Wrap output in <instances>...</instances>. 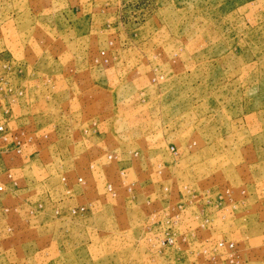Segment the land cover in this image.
I'll return each mask as SVG.
<instances>
[{
    "label": "rangeland",
    "instance_id": "obj_1",
    "mask_svg": "<svg viewBox=\"0 0 264 264\" xmlns=\"http://www.w3.org/2000/svg\"><path fill=\"white\" fill-rule=\"evenodd\" d=\"M0 123V264H264V0H0Z\"/></svg>",
    "mask_w": 264,
    "mask_h": 264
},
{
    "label": "built area",
    "instance_id": "obj_2",
    "mask_svg": "<svg viewBox=\"0 0 264 264\" xmlns=\"http://www.w3.org/2000/svg\"><path fill=\"white\" fill-rule=\"evenodd\" d=\"M13 146L17 147V151L21 150L19 138L17 137V135L11 134L6 131V127L0 123V154H7ZM108 157H110V155H108ZM120 174L123 175L124 172L120 171ZM2 188L3 186L0 184V191L2 190ZM106 189L108 192H112L111 184L108 183L106 185ZM79 209L83 211V207ZM72 212H76V210H72ZM171 241V238H167V243H170Z\"/></svg>",
    "mask_w": 264,
    "mask_h": 264
}]
</instances>
